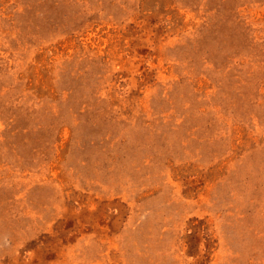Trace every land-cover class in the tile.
I'll return each instance as SVG.
<instances>
[{
    "label": "rangeland",
    "instance_id": "1",
    "mask_svg": "<svg viewBox=\"0 0 264 264\" xmlns=\"http://www.w3.org/2000/svg\"><path fill=\"white\" fill-rule=\"evenodd\" d=\"M0 264H264V0H0Z\"/></svg>",
    "mask_w": 264,
    "mask_h": 264
}]
</instances>
